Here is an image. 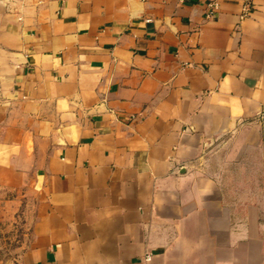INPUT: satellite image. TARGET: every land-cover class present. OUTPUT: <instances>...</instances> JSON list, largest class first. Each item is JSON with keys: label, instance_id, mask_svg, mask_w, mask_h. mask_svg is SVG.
<instances>
[{"label": "crops", "instance_id": "0c3cea01", "mask_svg": "<svg viewBox=\"0 0 264 264\" xmlns=\"http://www.w3.org/2000/svg\"><path fill=\"white\" fill-rule=\"evenodd\" d=\"M209 1L0 0L7 264H264V186L225 169L264 155V0Z\"/></svg>", "mask_w": 264, "mask_h": 264}, {"label": "rangeland", "instance_id": "374dc122", "mask_svg": "<svg viewBox=\"0 0 264 264\" xmlns=\"http://www.w3.org/2000/svg\"><path fill=\"white\" fill-rule=\"evenodd\" d=\"M243 164L246 170L240 174L236 163L227 161L226 174H229L232 179L244 180L248 191H252L254 182L257 180H260L264 186V155L262 157H256L254 154L246 156ZM28 233L29 221L18 193L0 185V264H7L13 259Z\"/></svg>", "mask_w": 264, "mask_h": 264}, {"label": "built area", "instance_id": "2783aa9c", "mask_svg": "<svg viewBox=\"0 0 264 264\" xmlns=\"http://www.w3.org/2000/svg\"><path fill=\"white\" fill-rule=\"evenodd\" d=\"M209 6L210 10L207 13V16L212 15L213 11L218 7V1L217 0H211L209 1ZM252 10V1L251 0H246L244 4V13L243 14H248ZM147 258H150V255L147 256Z\"/></svg>", "mask_w": 264, "mask_h": 264}]
</instances>
